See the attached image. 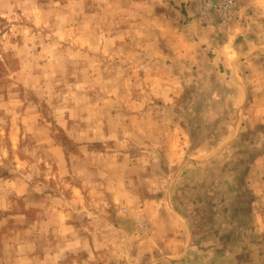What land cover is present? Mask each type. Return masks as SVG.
Here are the masks:
<instances>
[{"label": "rangeland", "instance_id": "obj_1", "mask_svg": "<svg viewBox=\"0 0 264 264\" xmlns=\"http://www.w3.org/2000/svg\"><path fill=\"white\" fill-rule=\"evenodd\" d=\"M234 3L0 0V264H264V0Z\"/></svg>", "mask_w": 264, "mask_h": 264}, {"label": "built area", "instance_id": "obj_2", "mask_svg": "<svg viewBox=\"0 0 264 264\" xmlns=\"http://www.w3.org/2000/svg\"><path fill=\"white\" fill-rule=\"evenodd\" d=\"M198 8V17L200 20L211 26L213 15H216V21L221 25H229L230 20L235 17L234 0H193Z\"/></svg>", "mask_w": 264, "mask_h": 264}, {"label": "crops", "instance_id": "obj_3", "mask_svg": "<svg viewBox=\"0 0 264 264\" xmlns=\"http://www.w3.org/2000/svg\"><path fill=\"white\" fill-rule=\"evenodd\" d=\"M177 2H180V3H185L187 0H176ZM192 22V21H191ZM190 22V23H191ZM247 24V23H246ZM245 23H242L240 26H239V31L238 33L235 35L234 39H238V43L242 46V42L246 41V42H249L251 43L248 39H249V33H248V28H249V24L248 26H246ZM249 34V35H248ZM202 38V37H201ZM240 45H239V48H240ZM241 56V57H240ZM232 58H241V61L243 59V52L241 54H239L238 52L235 53L234 57Z\"/></svg>", "mask_w": 264, "mask_h": 264}]
</instances>
